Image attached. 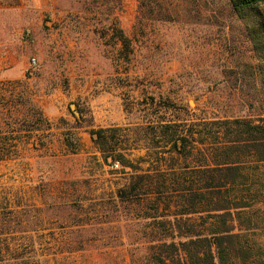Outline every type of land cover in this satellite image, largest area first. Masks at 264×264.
I'll list each match as a JSON object with an SVG mask.
<instances>
[{
	"label": "rangeland",
	"instance_id": "1",
	"mask_svg": "<svg viewBox=\"0 0 264 264\" xmlns=\"http://www.w3.org/2000/svg\"><path fill=\"white\" fill-rule=\"evenodd\" d=\"M174 3L182 14L185 2ZM137 6V0H0V85L16 83L0 91H33L51 127L31 134L35 145H21L15 160L0 162V197L9 202L0 208L8 221L0 247L11 250L0 264H147L154 243L143 238L133 207L113 204L110 190L123 173L97 166L90 131L120 128L106 133L110 146L132 148L134 167L150 170L144 147L151 144L124 135L139 132L155 112L170 113L168 103L207 119L247 114L251 89L240 65L251 63V53L241 25L212 27L204 16L195 22L166 7L169 20L142 19L139 30ZM115 23L131 40L127 57ZM151 98L159 104L150 106ZM33 126H21V136ZM66 133L79 141L78 154L63 145ZM83 179L88 189L73 184ZM75 190L84 193L81 204Z\"/></svg>",
	"mask_w": 264,
	"mask_h": 264
},
{
	"label": "trees",
	"instance_id": "2",
	"mask_svg": "<svg viewBox=\"0 0 264 264\" xmlns=\"http://www.w3.org/2000/svg\"><path fill=\"white\" fill-rule=\"evenodd\" d=\"M175 1L185 2L182 14ZM137 2L139 30L145 25L142 19L169 20L166 7L195 22L204 16L205 24L212 27L241 25L251 63L240 67L251 91L246 115L207 119L182 112L171 102L164 107L170 113L155 112L139 132L124 135L129 142L151 144L144 147L150 170L134 167L127 157L132 148L110 146L106 133H119L120 128L91 130L100 153L99 159L91 158L100 169L123 173L114 188L110 185L113 204L137 212L143 238L154 243L147 264H264V0H174L172 6L163 0ZM115 24L114 33L127 57L133 53L131 40ZM13 84L1 85L13 89ZM154 100L150 99V106L159 104ZM25 125L34 126L24 137L20 133ZM50 128L33 91H0V162L15 160L21 145H35L31 134ZM71 135L64 134L63 145L70 154H78L80 143ZM128 169L141 172L128 173ZM88 183V179L73 182L86 189ZM75 192L76 204H81L84 193ZM8 203L0 197L1 209ZM7 223L0 216V231ZM10 251L0 247V261Z\"/></svg>",
	"mask_w": 264,
	"mask_h": 264
},
{
	"label": "built area",
	"instance_id": "3",
	"mask_svg": "<svg viewBox=\"0 0 264 264\" xmlns=\"http://www.w3.org/2000/svg\"><path fill=\"white\" fill-rule=\"evenodd\" d=\"M31 64H35V59H31Z\"/></svg>",
	"mask_w": 264,
	"mask_h": 264
}]
</instances>
